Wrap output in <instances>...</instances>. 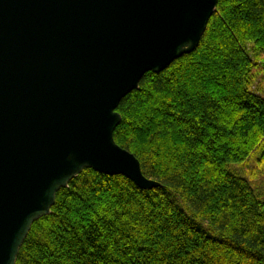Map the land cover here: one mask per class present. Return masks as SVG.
I'll return each instance as SVG.
<instances>
[{"label":"trees","instance_id":"obj_1","mask_svg":"<svg viewBox=\"0 0 264 264\" xmlns=\"http://www.w3.org/2000/svg\"><path fill=\"white\" fill-rule=\"evenodd\" d=\"M257 69L264 0H219L197 49L148 72L117 109L116 143L159 186L85 169L16 264H264V200L230 169L264 146Z\"/></svg>","mask_w":264,"mask_h":264},{"label":"water","instance_id":"obj_2","mask_svg":"<svg viewBox=\"0 0 264 264\" xmlns=\"http://www.w3.org/2000/svg\"><path fill=\"white\" fill-rule=\"evenodd\" d=\"M219 0H0V264L85 169L159 183L114 138L121 101L199 46Z\"/></svg>","mask_w":264,"mask_h":264},{"label":"rangeland","instance_id":"obj_3","mask_svg":"<svg viewBox=\"0 0 264 264\" xmlns=\"http://www.w3.org/2000/svg\"><path fill=\"white\" fill-rule=\"evenodd\" d=\"M252 57L258 58L254 52ZM257 72L259 77L254 91L264 97V75L260 69H257ZM230 169L248 179L257 195L264 200V146L255 151L247 163L232 164Z\"/></svg>","mask_w":264,"mask_h":264}]
</instances>
